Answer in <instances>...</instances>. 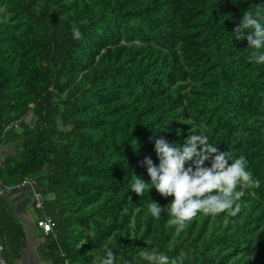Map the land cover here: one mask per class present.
<instances>
[{"label": "trees", "instance_id": "trees-1", "mask_svg": "<svg viewBox=\"0 0 264 264\" xmlns=\"http://www.w3.org/2000/svg\"><path fill=\"white\" fill-rule=\"evenodd\" d=\"M257 8L264 0H0V180L35 181L43 195L37 221L55 220L48 233L36 221L43 259L93 264L111 248L117 264H144L148 247L177 264H264V65L233 33ZM201 131L245 156L259 186L243 189L235 217L198 213L177 234L167 211H148L172 197L130 184L150 183L140 162L159 163L155 139ZM27 238L0 196L1 259L15 264Z\"/></svg>", "mask_w": 264, "mask_h": 264}, {"label": "clouds", "instance_id": "clouds-1", "mask_svg": "<svg viewBox=\"0 0 264 264\" xmlns=\"http://www.w3.org/2000/svg\"><path fill=\"white\" fill-rule=\"evenodd\" d=\"M87 23V20L80 22L82 25ZM233 33L236 40L246 36L248 48L252 49L249 62L264 65V11L259 8L255 11L246 10ZM71 34L77 41L84 38L81 27L76 23L72 25ZM200 127L203 129V125ZM154 151L158 164L151 156H146L140 162V166L147 170L150 183L134 175L130 184L131 192L143 196L146 190L150 191L154 187L161 197H172L166 206L151 200L148 211L154 218H159L167 211V226L174 227L177 234L198 213L212 216L224 213L235 217L242 209L243 189L259 186V181L254 180L253 174L247 170L245 156L233 158L230 152L221 151L209 142L203 131L200 134L189 133L180 145L164 137L155 139ZM139 257L144 264H177V260H170L155 248L149 250L145 247L139 252ZM93 264H117L116 253L108 248Z\"/></svg>", "mask_w": 264, "mask_h": 264}, {"label": "crops", "instance_id": "crops-1", "mask_svg": "<svg viewBox=\"0 0 264 264\" xmlns=\"http://www.w3.org/2000/svg\"><path fill=\"white\" fill-rule=\"evenodd\" d=\"M11 122L14 119H10ZM13 150V147H8V153ZM2 164V157L0 156V165ZM0 196H4L14 208V212L22 219L25 227L31 226V223L34 221L32 214L28 211V204L30 200L33 199L32 188L24 185L21 187L13 186L5 188L0 180ZM26 240V244L23 250V256L15 261V264H21L23 261L25 264H52L50 261H46L41 257L40 254H37L39 251V245L44 242V238L39 235H32Z\"/></svg>", "mask_w": 264, "mask_h": 264}, {"label": "built area", "instance_id": "built-area-1", "mask_svg": "<svg viewBox=\"0 0 264 264\" xmlns=\"http://www.w3.org/2000/svg\"><path fill=\"white\" fill-rule=\"evenodd\" d=\"M24 185H29L32 188V194H33V199L35 202V205L38 209H41L44 211V200H43V195L41 192L36 188V183L35 181L32 180H26L23 184L17 185V187H21ZM38 226L43 229L44 232L48 233L51 231H54L55 227V220L53 219L52 216L48 215L47 213L44 212L43 216L37 221ZM3 249V246L0 245V251ZM1 264H6L5 260L1 259Z\"/></svg>", "mask_w": 264, "mask_h": 264}, {"label": "rangeland", "instance_id": "rangeland-1", "mask_svg": "<svg viewBox=\"0 0 264 264\" xmlns=\"http://www.w3.org/2000/svg\"><path fill=\"white\" fill-rule=\"evenodd\" d=\"M27 186H29V185H27ZM30 202L31 203L28 204V206H27L28 207V211L31 212L34 221H36L37 218H38V214H37V211L35 210V208L33 206V199L30 200ZM26 230H27L28 237L30 236L29 234L39 235V236L43 237L42 233L40 232L39 227L34 222L31 223V226H27ZM89 237H91V235ZM36 252H37V254H40L38 250ZM21 264H25V262L23 261Z\"/></svg>", "mask_w": 264, "mask_h": 264}, {"label": "water", "instance_id": "water-1", "mask_svg": "<svg viewBox=\"0 0 264 264\" xmlns=\"http://www.w3.org/2000/svg\"><path fill=\"white\" fill-rule=\"evenodd\" d=\"M0 264H1V256H0Z\"/></svg>", "mask_w": 264, "mask_h": 264}]
</instances>
